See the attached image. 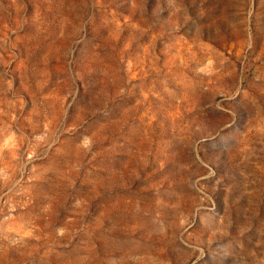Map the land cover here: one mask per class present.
<instances>
[{
    "label": "rangeland",
    "instance_id": "obj_1",
    "mask_svg": "<svg viewBox=\"0 0 264 264\" xmlns=\"http://www.w3.org/2000/svg\"><path fill=\"white\" fill-rule=\"evenodd\" d=\"M0 264H264V0H0Z\"/></svg>",
    "mask_w": 264,
    "mask_h": 264
}]
</instances>
